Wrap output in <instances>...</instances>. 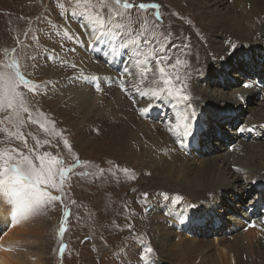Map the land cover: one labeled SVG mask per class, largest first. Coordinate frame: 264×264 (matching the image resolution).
I'll return each instance as SVG.
<instances>
[{
	"label": "bare ground",
	"instance_id": "obj_1",
	"mask_svg": "<svg viewBox=\"0 0 264 264\" xmlns=\"http://www.w3.org/2000/svg\"><path fill=\"white\" fill-rule=\"evenodd\" d=\"M180 2L182 1L172 0L173 4H169L171 7H169L171 9L170 13L175 9V4L180 6ZM188 2L190 7L193 8L194 14L192 17L198 23L201 32L199 34L195 33L193 27H187L186 21H175L172 29L176 30V35L188 36L187 40L182 43L190 46L186 50V60L188 61V66H190L187 91L189 89V92L193 93L191 102L196 110L195 115L204 119L210 112H213V109L216 112L219 108L221 110L227 109L231 105L234 108L237 107L250 112L255 108V105L261 107L257 116L250 119L248 126H244L243 124V126L234 130L235 133H239L241 129H245L242 131L244 137H234L235 144H227L228 142L226 141L224 143L220 142L221 148H224L223 151L206 157L200 162H194L180 148L176 140L177 136L167 131L170 120L167 119L165 121L162 118L155 120L153 118L152 112L159 108V104L152 108L144 117H140L133 111L131 103L133 96L138 101H140V97L136 95L132 88H129L127 95L121 91L117 76L120 75L125 63L129 61L130 50L124 49L126 51L125 54L123 49H121V55H113L109 51L111 47L110 43L91 41L88 31L79 26H73L72 32L69 34V36L78 37L79 42L76 39H70L69 36H64L56 43V52L57 56L60 57L62 56V47L65 46L66 48L68 46L71 50L74 49L72 51L73 57L82 58L78 52V46L82 45V48L85 49L82 51L86 60L84 59L85 64L81 67L86 71L85 77L88 78L86 87L82 91H79L80 88H71V91H66L56 86L51 87V91L49 89L45 93H51L52 98L56 95L55 99L61 101L65 98L66 93V100L69 98L70 103L76 105L79 111H69V113H73V118L68 113H64L63 116L61 105L45 97H41L42 100H39V103L36 104L43 105L42 108L45 111L48 107L52 108V116L61 120L66 125L68 131L65 134L66 138L77 135L75 138L76 144H78L79 151L85 155L86 159H93L103 154L111 159L118 160L119 166L123 165L125 168L126 165V168L133 169L122 177H120L122 172L118 171L120 179L115 186L117 194L124 188L127 177L132 175L144 177L151 181V184H149L150 188L157 187V189L172 190L169 192L170 198L175 194L183 197L176 204L170 203L168 199L163 208L161 206L159 208L155 207L154 211L157 212L154 217V223H157L155 227H153L154 225L150 221L146 224L147 228H132V235L137 229L142 233L145 232L147 237L145 239L139 237L135 242H142L144 240L157 241L159 252L167 254V257L176 264H264V230L260 227L248 226L253 221L257 225H260L262 220H264V204L263 209L256 213L254 211L255 203L244 205L245 209L239 213L243 219L242 228H230L228 231L213 228V235L211 236L210 232L206 230L203 233L198 230L183 233V228L180 227L182 225H194L200 215L203 218L211 217L215 207L222 204L220 203L222 200L227 202L230 200L226 193H231L232 199H241L248 192L255 190L252 201L257 196L260 200H264L262 197V195L264 196V85L258 82H251L255 85L254 87H243L240 90V94L244 98L241 100L236 95H233L232 99H228L223 94H214L213 91L204 88L203 85L205 83L202 82L207 75V66L210 67L215 61L214 55H217L218 52L224 49L229 54L230 49H233L229 43L224 45L223 41L217 37H213L212 34H214V30L218 27L231 28L232 34L242 37V41H247L248 48L243 50L238 49L240 45L233 37L227 40L234 43L236 45L235 50H238L236 52L244 56L251 54L250 48L254 44L264 42V0H188ZM181 7L188 9L186 5H182ZM160 11H162V6L160 7ZM168 19H173V16L170 14ZM245 21L247 23L248 21L252 22V30L248 28ZM237 22L243 24L241 29L237 25ZM60 31L64 32L63 28ZM100 47L102 48V59L107 61L108 64L97 60V51ZM92 50L94 51L92 52ZM208 50L213 53H209ZM123 53L128 56V59L124 62L122 61L124 57ZM63 55L65 56V54ZM230 58H233V56ZM111 68H114V70L111 71ZM57 70L60 73L66 72L61 68H57ZM256 83L262 85V87L257 86ZM97 85L102 88V91L98 92L95 90ZM68 94L74 95L68 97ZM249 98L255 105L248 104ZM140 102L142 104L147 103V101ZM169 107L173 106L169 105ZM58 112L61 113L58 114ZM100 112L104 115V124L109 128L104 133V136L108 137V139L104 138L102 133H100L102 123L98 121L93 123L88 122L89 124H86V122L83 125L79 123L82 115L84 118L89 116L94 118L99 116ZM115 112L120 113V116L114 114ZM107 116H114V118L118 119L117 122L123 120L125 126H119L116 119L111 117L110 121L107 120ZM175 116L171 117V121H174L173 118ZM122 128L125 133H122ZM138 130L156 143L155 151L148 153L142 158L133 156V152L135 153L136 150L137 152L140 151V146L125 138V135L133 136ZM43 133L44 131L41 132V134ZM80 136L82 137V141H79ZM213 137L219 139L220 135L214 131ZM251 143L256 145L255 151L246 149V147H251L249 146ZM125 147L127 150V152L125 151V156L130 157L128 160H125L122 154ZM55 148L57 147L55 146ZM159 166H161L162 170L154 172V168ZM102 178L103 174L101 173H99V176L94 174L87 177V181L94 182V185L89 184L85 189L84 194L87 195L88 199H96V201L99 198L103 199V194L100 193ZM240 179H246V182L242 183L239 181ZM141 183H136V185H140ZM158 191L161 192L162 190ZM149 201L154 202L151 199ZM11 207L7 199L0 202V264H25L24 258L26 256L22 251L30 248L27 246L30 243L28 238L32 237L29 230L30 228H38L40 221L39 219L36 221L31 217L32 220L29 217L21 219L19 223H15L11 219ZM138 216H136L137 220H134V224L137 226L142 227L144 221H149V219H144V214ZM104 229L109 230L115 235L118 241L122 237H125L128 242L131 239L129 236H124V232L128 228ZM87 236L91 237V235ZM108 236L110 235L108 234ZM33 237L34 239L39 238L37 232L34 233ZM172 241L175 243L167 244ZM96 244L97 241L95 242V246H97ZM150 245L152 246V243ZM40 247V245L36 247V251L39 250L38 253L41 251ZM39 256L38 254L34 257L33 264H43L42 258Z\"/></svg>",
	"mask_w": 264,
	"mask_h": 264
},
{
	"label": "rangeland",
	"instance_id": "obj_2",
	"mask_svg": "<svg viewBox=\"0 0 264 264\" xmlns=\"http://www.w3.org/2000/svg\"><path fill=\"white\" fill-rule=\"evenodd\" d=\"M181 1L180 6L175 4V9L170 13L171 9H169V4L172 3V0H134L136 3H154L159 5V7L155 9L149 8L141 11V13L134 9L132 13L134 21L131 26L138 31L140 24L143 23L144 19H147L150 28L149 35H151L152 31L157 33V37L161 32L165 34L170 32L172 33L171 43L183 45L184 43L182 42L186 41L188 36L176 35V30L172 29L175 21H186L187 27H193V30L197 34L201 32V28L192 17L194 12L193 8L188 4V0ZM60 3H65L67 7V0H0V61L6 60L5 49H8L9 53L12 54L11 49L15 48L16 52L12 55L19 62L22 72L28 79L40 82L52 81V84L47 85V87H45L44 83H41V91L39 94L34 95L21 89L25 91L26 101L34 118L38 119L40 123H43L49 131H45L41 129L39 124L33 125L31 122H28L26 126L20 130L27 136L29 147L35 148L36 141L33 139V136L36 137L42 144L39 151L41 153L51 152L53 155L59 152L65 162V166L73 163V156L79 158V163L76 164L75 169L67 174L63 201L57 202L55 206L52 204H45L41 211L35 215L29 216L30 219L33 218L36 221L39 219L41 223L39 222L38 228H30L29 230L32 237L30 236L31 238H28L30 243L27 246L30 248H26V250L22 251L26 256L24 258L25 264H33V259L38 254L40 255L39 257L42 258L43 264H144V262L139 260V251L144 245L151 243L154 252L151 255L150 264H176L167 257V254H161L159 252L157 241L151 240V242L149 240H144L142 242H135L139 237L143 239L147 238L145 232L142 233L136 229L132 235V228H147V222L152 221L153 227L156 226L157 223H154V217L157 212H155L154 209L155 207L159 208V206L163 208L167 201L162 198L160 193L164 192L169 194L172 190H164V188L157 189V187L150 188L149 184H151V181L144 177L129 175L124 184V188L117 194L115 186L120 177L126 174L121 171L120 177L118 176V171H120L118 169H124L123 165L119 166L118 160L111 159L103 154L93 159H86L85 155L79 151L78 144H76L75 138L77 135L67 138L72 145V152L69 153L67 149L64 148L59 138L50 134L52 132V125L49 124L48 121H55V130L63 132L64 136L66 132H68L65 123L52 116V108L48 107L45 111V109L42 108L43 105L36 104L39 103V100H42L41 97H45L51 101L53 100L54 102L56 101L61 105V109H63L61 110L63 116L64 113H68L73 118V113L71 114L69 111H79V109L76 105L70 103L68 100L69 98L66 100V93L63 101L59 99L56 100V95L52 98L51 93H45L49 89L51 91V87L56 86L66 91H71V88H80L79 91H82L88 82V78L85 77L86 71L81 67L85 64L84 59L86 60L82 51L85 49L82 48V45L78 46V52L82 58L73 57L72 50L68 46L66 48L63 46L61 50L62 56H57L56 43L66 36L65 31L70 34L73 26L84 28L79 16H72L70 14L61 16L59 14ZM182 5H186L188 9H184L181 7ZM161 6L162 11H160ZM156 13H159L162 18L161 20H156ZM170 14L173 16V19H168ZM246 23L245 21V24ZM251 23L252 22L249 21L247 23L250 30H252L253 27ZM237 25L240 26V29L243 26L240 22H237ZM62 28L64 32L60 31ZM212 35L223 41L224 45H227L228 43H226V41L233 37L240 45L238 49L246 50L248 48L247 41H242V37L232 34L231 28L218 27L214 30V34ZM199 38L203 39L202 37ZM158 39L162 42V37H158ZM17 41H20V43H17ZM171 43L168 45L169 47H171ZM209 50L212 51L211 49ZM93 51L94 50H92V52ZM210 51L209 53H213ZM236 51L238 50H235V48L230 49V53L228 54V51L226 52L224 49L218 52L217 55H214L213 58H215V61L210 67L207 66V75L204 81H202L205 83V85H203L204 88H208V90L213 91L214 94H223L226 98L232 99V96L235 95L236 92L240 93L245 81L258 82L264 85V42L254 44L250 48L251 54L249 56H244ZM123 52L126 54L124 49ZM101 53L102 48L100 47L97 51V60L108 64L107 61L102 59L103 55ZM63 54H65V56ZM125 54L122 60L123 62L128 59V56ZM231 56H233V58H230ZM28 57H34V59H28ZM183 58L186 59V55L183 56ZM62 61H67L68 65L63 64ZM82 61H84L83 64H81ZM71 63L77 64L78 68H71ZM186 67V82H188L190 78V66L187 65ZM57 68L64 69L66 72L60 73ZM113 70L114 68H111V71ZM256 85L262 87L260 84L258 85L256 83ZM188 93L193 99V93H190L189 89ZM72 95L74 94H68V97ZM248 104L255 105L250 101V98L248 99ZM260 108V106L255 105L251 114L250 111L242 110L237 107L234 108L233 105H231V107L227 109L221 110V108H219L216 112H214L213 109V112H210L204 119L195 115L194 119L192 118L188 121L191 125V134L185 138L186 142H184L183 147L179 144L180 148L185 151L194 162H200L206 157L223 151L224 148H221L222 145H220V142L224 143L226 141L228 142L227 144H235L234 137H244L242 131L235 133L234 130L243 126V124L244 126H248L250 119H253L260 112ZM37 109H39V112L36 111ZM179 110L178 107L174 109V107H169L168 104L164 105L161 103L159 104V108L152 112V115L155 120L162 118L165 121L167 119L171 121V117L176 115ZM61 112H58V114ZM41 113H43V115H41ZM114 114L120 116V113L115 112ZM3 115L4 113L0 112V116ZM26 116L27 114H25V117ZM107 117L109 121L111 118L116 119L114 116ZM79 121L82 125L86 122V124L96 121L102 123V130L100 133H102L104 138L108 139V137L104 136V133L108 131L109 128L104 124L105 121L102 112H100L99 116L94 118L92 116L84 118L82 115ZM117 121L118 119H116V122ZM117 123L119 126H125L123 120ZM12 130L14 131L15 129ZM43 131L44 133L41 134ZM214 131L219 133V139L213 137ZM29 133H31V135H28ZM122 133H125L123 128ZM125 138L131 140L135 145L140 146L139 152H137V150L135 153L133 152L134 157L142 158L156 149V143L151 138H147L140 130L135 132L133 136L125 135ZM44 140H52L53 146L50 147L49 145L43 144ZM4 141L5 134L0 132V147L5 146ZM79 141H82L81 136ZM10 143L14 147L27 151L19 141L13 140L10 141ZM55 146L57 148H55ZM249 146L251 147H246L247 150H256V145L253 143ZM125 151L127 152L126 147L122 154L124 159L128 160L130 157L125 156ZM84 162L87 163L85 164ZM126 167L125 165V168ZM100 169H104V172L101 173ZM109 169L113 171L110 172L108 171ZM129 169L131 171L133 170L132 168ZM154 169V172L162 170L161 166ZM113 172H115V175L112 174ZM99 173L103 174L100 184V193L103 194V199L99 198L98 201H96V199H88L87 195L84 194L85 189L89 184L94 185V182L87 181V177L93 176L94 174L99 176ZM239 181L245 183L246 179H240ZM140 182H142L140 185H136V183ZM157 190L162 191L157 192ZM145 192L148 193L146 198L142 195V193ZM254 193L255 190H252L245 194L243 198L241 197V199H232L231 193H226L228 199H230L228 202L222 200L220 202L222 204L215 207L211 217L203 218L202 215H200L194 225L180 226L183 228V233L195 230L203 233V231L206 230L210 232L212 236L213 228L217 230L223 229L221 231H228L230 228H242L243 219L239 213L241 210L245 209L244 205L255 203V213L263 209L264 200H260L257 196L255 200L252 201ZM53 194L56 193L54 192ZM262 197L264 199L263 195ZM149 199L153 200L154 204L149 201ZM169 200L170 203H172L171 198ZM65 213L67 214L65 215ZM140 214L145 215V220L149 219V221L143 222L142 227L134 224V220H137ZM62 220L65 230L61 234L59 228ZM166 223L169 224L168 222ZM104 228H128L125 230L124 236H129L131 239L128 242L125 237H122L118 241L115 235ZM36 232L39 238L34 239L33 236ZM108 234L110 236H108ZM87 235H91V237ZM96 241L97 246H95ZM174 243L175 242L172 241L167 244ZM61 244L65 246L62 251L60 248ZM38 245L41 246L40 253H38L39 250L36 251Z\"/></svg>",
	"mask_w": 264,
	"mask_h": 264
},
{
	"label": "snow or ice",
	"instance_id": "obj_3",
	"mask_svg": "<svg viewBox=\"0 0 264 264\" xmlns=\"http://www.w3.org/2000/svg\"><path fill=\"white\" fill-rule=\"evenodd\" d=\"M158 7L159 5L154 3H136L134 0H67V7L65 3L59 4V14L79 16L82 26L88 31L89 39L93 42L110 43L109 51L113 55H121V49L130 50L129 61L125 63L120 75L117 76L121 91L127 95L129 88H132L140 97V101H147L146 104H142L135 96L131 99L133 111L140 117H144L161 103L178 107L180 110L174 117V121L169 122L167 131L176 135L177 143L183 146L185 138L191 134V125L188 121L196 114L191 102L192 98L187 91L188 61L183 58L187 55L186 50L190 46L186 43L183 45L171 43L172 33L170 32L159 33L162 42L155 31L149 35L147 19L140 24L138 31L131 26L134 9L140 12ZM155 18L157 21L162 19L159 13H156ZM65 35L69 36V33L65 31ZM69 38L79 42L78 37L69 36ZM170 43L171 47L168 46ZM226 43L231 44L233 49L236 48L231 41ZM15 52V48L11 49L12 54ZM12 54L5 49L6 60L0 61V112L4 113L0 116V132L5 134V146L0 147V202L4 199L10 202L11 219L19 223L21 219L37 214L45 204L55 206L57 202L63 201L67 174L75 169L79 158L73 156V163L65 166L59 153L55 155L51 152L41 153L39 151L42 147L41 141L34 136L35 148L28 146L27 136L20 130L28 122L39 124L45 131L49 129L34 118L27 104L25 91L21 89L34 95L39 94L40 84L44 83L47 87L52 84V81L40 82L28 79ZM28 59H34V57H28ZM62 63L68 65L67 61ZM70 67L77 69L78 65L71 63ZM254 86L251 82L243 83L244 88ZM95 90L99 92L102 88L97 85ZM235 95L238 99L244 98L240 93ZM36 111L39 112V109ZM25 114H27L26 117ZM48 123L52 125L50 134L58 137L64 148L71 153L72 145L63 132L55 130V121L49 120ZM244 130L241 129V131ZM13 140L21 142L27 151L12 146L10 141ZM43 144L53 146L51 140H44ZM118 170L125 173L131 172L128 168ZM108 171L111 172L112 169ZM100 172L103 173L104 169H100ZM112 174L115 175V172ZM54 192L56 194H53ZM142 195L146 198L148 193L145 192ZM160 195L165 200L170 199L168 193L162 192ZM182 199L183 197L179 194L171 196L173 204ZM63 224L62 220L59 228L61 234L65 230ZM248 226L260 227L264 230V220L260 225L253 221ZM64 247L63 244L60 245L61 251ZM153 252L154 249L150 244L144 245L139 251V260L144 264H150Z\"/></svg>",
	"mask_w": 264,
	"mask_h": 264
}]
</instances>
